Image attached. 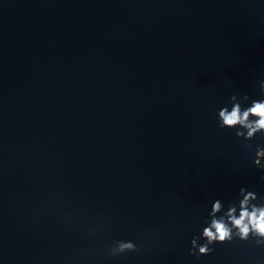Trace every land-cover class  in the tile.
Here are the masks:
<instances>
[{"label":"water","instance_id":"1","mask_svg":"<svg viewBox=\"0 0 264 264\" xmlns=\"http://www.w3.org/2000/svg\"><path fill=\"white\" fill-rule=\"evenodd\" d=\"M262 82L264 0H0V264H264L189 254L215 199L264 196V136L217 124Z\"/></svg>","mask_w":264,"mask_h":264},{"label":"clouds","instance_id":"2","mask_svg":"<svg viewBox=\"0 0 264 264\" xmlns=\"http://www.w3.org/2000/svg\"><path fill=\"white\" fill-rule=\"evenodd\" d=\"M260 96L264 97V82L260 85ZM249 97L232 95L227 104L218 111L217 124L220 129H237L235 136L243 139V146L251 152L253 145L248 143L257 134L264 136V99L252 100ZM242 129V130H241ZM254 166L261 172L260 180L264 181V148L256 147ZM199 235L191 239L189 254L197 259L211 255L214 245L232 244L235 241L254 242L264 247V196L240 187L235 199L225 209L221 199H215L208 212ZM203 241V243H201ZM140 249L133 241H116L110 249L112 256H120Z\"/></svg>","mask_w":264,"mask_h":264}]
</instances>
